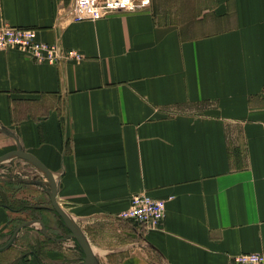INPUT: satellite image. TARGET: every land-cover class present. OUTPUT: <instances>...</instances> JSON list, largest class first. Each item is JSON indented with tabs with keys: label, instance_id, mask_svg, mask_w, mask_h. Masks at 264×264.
Segmentation results:
<instances>
[{
	"label": "crops",
	"instance_id": "obj_1",
	"mask_svg": "<svg viewBox=\"0 0 264 264\" xmlns=\"http://www.w3.org/2000/svg\"><path fill=\"white\" fill-rule=\"evenodd\" d=\"M71 2L0 0V24L83 55L0 52V157L20 146L50 173L92 264L264 255V0H151L82 21L58 15ZM138 194L166 200L159 229L118 218ZM0 196L24 207L0 206L1 239L24 250L39 231L41 264H83L39 169L1 164Z\"/></svg>",
	"mask_w": 264,
	"mask_h": 264
},
{
	"label": "built area",
	"instance_id": "obj_2",
	"mask_svg": "<svg viewBox=\"0 0 264 264\" xmlns=\"http://www.w3.org/2000/svg\"><path fill=\"white\" fill-rule=\"evenodd\" d=\"M151 0H72L69 7L59 12L60 17L71 21L97 20L117 12H138L150 6ZM17 51L38 63L62 64L79 62L83 55L67 50L58 43L48 44L38 40L35 30L0 24V52ZM166 200L146 194L134 195L130 206L118 218L144 231L157 230L165 218ZM230 264H264L261 253H243L231 258Z\"/></svg>",
	"mask_w": 264,
	"mask_h": 264
},
{
	"label": "water",
	"instance_id": "obj_3",
	"mask_svg": "<svg viewBox=\"0 0 264 264\" xmlns=\"http://www.w3.org/2000/svg\"><path fill=\"white\" fill-rule=\"evenodd\" d=\"M13 159H24L30 162L34 167L39 169L43 175L46 177L47 183L50 186V200H51V206L52 209L55 211V213L60 217L62 220L64 226L69 230L70 232V237L74 238L77 243L79 244L80 248L83 251L84 257H83V264H92L93 263V256L92 253L83 240L77 226L73 222V220L70 218V216L59 206V204L56 201V194H57V185L55 184L52 176L50 173L42 167L36 158L24 151L21 150L20 146H18V149L16 152L4 155L0 157V165L1 164H6L10 162ZM44 232V228H43Z\"/></svg>",
	"mask_w": 264,
	"mask_h": 264
},
{
	"label": "rangeland",
	"instance_id": "obj_4",
	"mask_svg": "<svg viewBox=\"0 0 264 264\" xmlns=\"http://www.w3.org/2000/svg\"><path fill=\"white\" fill-rule=\"evenodd\" d=\"M191 6L192 5H188V6H186V8H189ZM193 10L195 11V8H193ZM178 11H180V8H178ZM58 224H59V222H58ZM60 227H62V226H60ZM60 231L64 232V229L61 228ZM38 232H36V234L35 233L31 234L32 237H29L30 239L27 240L30 242L29 248L24 249V250L19 249V247H18L20 245V238L15 239V242H14L15 246L11 245L13 243L11 238H8V239L7 238H5V239L0 238V264L15 263V262H18L21 259H23L21 257H23L25 255H30L31 252H36V250H37L36 248H37L38 244H41L44 241L42 235L40 234V232L39 233ZM63 232H62V234L65 236L67 233L66 232L63 233ZM23 261L25 263H27L26 260H23Z\"/></svg>",
	"mask_w": 264,
	"mask_h": 264
},
{
	"label": "trees",
	"instance_id": "obj_5",
	"mask_svg": "<svg viewBox=\"0 0 264 264\" xmlns=\"http://www.w3.org/2000/svg\"><path fill=\"white\" fill-rule=\"evenodd\" d=\"M0 206L4 207V208H6V209H8L10 211H18V210H22L24 208L21 205V203L19 204V202L15 203V204H7L5 202V199H4L3 196H0ZM59 223L64 229H66V227L64 226V224H63L61 219H59ZM32 254L37 258L38 263L41 264V259L39 257L40 255L37 253V251L36 252H32Z\"/></svg>",
	"mask_w": 264,
	"mask_h": 264
}]
</instances>
